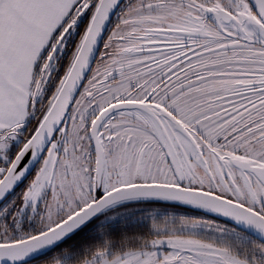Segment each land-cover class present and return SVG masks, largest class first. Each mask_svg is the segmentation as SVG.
<instances>
[{"label": "snow or ice", "instance_id": "snow-or-ice-1", "mask_svg": "<svg viewBox=\"0 0 264 264\" xmlns=\"http://www.w3.org/2000/svg\"><path fill=\"white\" fill-rule=\"evenodd\" d=\"M0 264H264V0H0Z\"/></svg>", "mask_w": 264, "mask_h": 264}, {"label": "water", "instance_id": "water-1", "mask_svg": "<svg viewBox=\"0 0 264 264\" xmlns=\"http://www.w3.org/2000/svg\"><path fill=\"white\" fill-rule=\"evenodd\" d=\"M19 187V185L17 186V188Z\"/></svg>", "mask_w": 264, "mask_h": 264}, {"label": "trees", "instance_id": "trees-1", "mask_svg": "<svg viewBox=\"0 0 264 264\" xmlns=\"http://www.w3.org/2000/svg\"><path fill=\"white\" fill-rule=\"evenodd\" d=\"M18 188H19V187H18ZM18 188H17V189H18Z\"/></svg>", "mask_w": 264, "mask_h": 264}]
</instances>
